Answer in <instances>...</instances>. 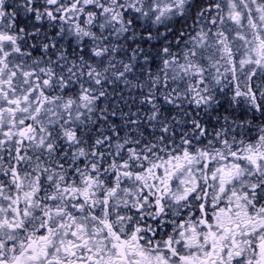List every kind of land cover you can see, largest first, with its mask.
<instances>
[{
    "label": "snow or ice",
    "instance_id": "1",
    "mask_svg": "<svg viewBox=\"0 0 264 264\" xmlns=\"http://www.w3.org/2000/svg\"><path fill=\"white\" fill-rule=\"evenodd\" d=\"M0 264H264V0H0Z\"/></svg>",
    "mask_w": 264,
    "mask_h": 264
}]
</instances>
